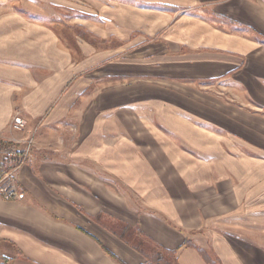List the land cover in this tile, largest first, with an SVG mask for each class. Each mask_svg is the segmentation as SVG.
<instances>
[{
  "label": "crops",
  "instance_id": "0c3cea01",
  "mask_svg": "<svg viewBox=\"0 0 264 264\" xmlns=\"http://www.w3.org/2000/svg\"><path fill=\"white\" fill-rule=\"evenodd\" d=\"M88 1L0 0V138L20 151L35 138L27 160L0 166L20 185L19 199L0 197V256L152 264L173 251L178 264H264V173L253 188L251 176H221L215 145L195 135L211 157L186 158L154 126L198 97L177 84L237 73L247 85L260 72L264 105V0ZM189 8L192 30L180 18ZM107 80L112 89L91 91Z\"/></svg>",
  "mask_w": 264,
  "mask_h": 264
},
{
  "label": "rangeland",
  "instance_id": "374dc122",
  "mask_svg": "<svg viewBox=\"0 0 264 264\" xmlns=\"http://www.w3.org/2000/svg\"><path fill=\"white\" fill-rule=\"evenodd\" d=\"M75 3L80 6L86 5V7L91 5L88 0H76ZM191 12H193L191 8L181 12L180 18L185 16L183 19L187 20L185 23L187 30H192L197 27L195 24H198L187 14H182ZM175 21L169 26L171 31L178 28ZM199 30L201 31V29ZM203 39L206 42L205 36ZM192 40L194 41L188 37V41ZM259 74L260 72L256 77L257 84L255 87L251 86V82H256L252 78L247 85H242L241 77L237 73L223 81V84L219 81L210 86L195 85L194 83L188 87L178 86V84L172 85L171 89L175 93L178 89L180 91L186 90V94L198 97L191 98L193 103L188 102L187 106L180 104L179 110L174 109L175 106L172 104L171 110L177 115H172L170 123H166L164 127L157 124L162 130L156 124L154 126L157 131H166L164 133L165 142H168L169 138L171 146L184 151L187 154L186 158L211 157L210 150L208 152L203 151L202 155L201 152L194 150L195 147L192 143L196 141L195 135L197 142H203L208 146L210 144L215 145L219 152L221 176L226 177L230 173H235L238 176L236 179L251 176L252 188L254 185L258 186L257 177L264 173V105L261 104L262 97L258 93V85L260 86L263 80ZM113 83L114 81L110 80L102 84L92 83L94 87L91 91L94 92L95 89L98 91L99 87L102 88L101 91L103 89L107 91L113 88ZM97 94L98 92H96ZM149 96L152 98V94ZM199 107H202V110ZM242 128H245L244 133ZM200 130L203 132L202 140H199ZM228 162L230 163L228 164Z\"/></svg>",
  "mask_w": 264,
  "mask_h": 264
},
{
  "label": "built area",
  "instance_id": "2783aa9c",
  "mask_svg": "<svg viewBox=\"0 0 264 264\" xmlns=\"http://www.w3.org/2000/svg\"><path fill=\"white\" fill-rule=\"evenodd\" d=\"M13 127L22 129L26 122L20 114H17L13 120ZM3 140L0 138V141ZM35 146L34 136H30L26 141V147L23 150L0 148V166L11 161H25L33 153ZM21 163V162H20ZM20 185L18 177L14 172H9L0 177V197L5 199L17 200L20 198ZM0 264H9L8 261L0 256Z\"/></svg>",
  "mask_w": 264,
  "mask_h": 264
},
{
  "label": "trees",
  "instance_id": "16d2710c",
  "mask_svg": "<svg viewBox=\"0 0 264 264\" xmlns=\"http://www.w3.org/2000/svg\"><path fill=\"white\" fill-rule=\"evenodd\" d=\"M0 148H8V149H17L18 145L13 143V142H8L5 140L0 141ZM159 262L157 263H152V264H178L175 252L173 251H165L164 256H159L158 257Z\"/></svg>",
  "mask_w": 264,
  "mask_h": 264
}]
</instances>
